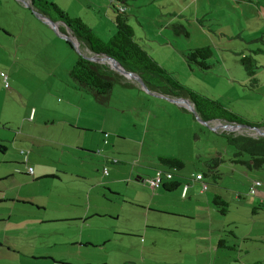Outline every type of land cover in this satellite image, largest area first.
I'll use <instances>...</instances> for the list:
<instances>
[{"label":"rangeland","instance_id":"rangeland-1","mask_svg":"<svg viewBox=\"0 0 264 264\" xmlns=\"http://www.w3.org/2000/svg\"><path fill=\"white\" fill-rule=\"evenodd\" d=\"M48 1L70 16L83 19L101 38L110 39L108 28H113L115 15L111 3L117 0ZM151 1L127 0L129 13L133 15L130 23L136 28L137 37L144 35L138 19L166 44L165 47L160 45L158 38L154 42L140 40L139 44L154 48L163 66L186 87L216 99L249 120H263L264 0H177L182 9L189 4L194 7H188L189 39L175 37L169 29L161 34L160 24L170 13L178 11L176 0ZM19 2H0V73L7 76V82L0 77V138L8 149L5 155L0 153V176L9 171L14 175L8 184L13 188L12 197H17L21 191L17 187L19 181L32 180L29 167L49 169L47 173L58 176L62 183L45 178L35 185L37 203L46 207V212L35 220L30 218L25 226L24 223L13 224L15 228H26L22 246L28 249L21 247L25 259L19 257L22 260L9 264H62L54 263L53 258L56 262L68 261L65 264H121L127 257H140V250L130 252L132 248L128 250L123 245L132 240L118 234L122 231L140 233L146 239L142 231L149 212V227L176 228L179 232L176 237L188 245L191 253L197 252V247L204 242L200 230L208 223L216 230H223L220 237L226 239L225 245L232 241L231 232L238 236L248 233L252 237H264V207L254 210L255 196L250 194L252 185L246 177L249 171L242 165L232 166L235 149L222 132L255 138L260 137L258 134L242 128L230 132L220 127L215 131L210 127L226 122H211L207 127L186 105L170 102L162 94L120 84L114 87L107 106L98 105L89 95L77 92L87 98L86 108L66 111L63 105L69 103L70 97L64 96L65 91L54 89L51 81L70 80L69 72L81 54L69 44L66 46V41L59 38L51 25L41 21L32 7L25 9ZM136 5L143 8L139 10ZM193 9L200 20H207L204 21L205 31L196 24ZM259 38L262 40L253 42ZM73 40L77 42L74 37ZM203 46L213 51L209 61L212 69L208 71L195 64L190 67L185 57L189 50ZM86 55L96 56L91 52ZM245 56L251 57L257 67L255 84L242 65ZM104 65L110 68L108 62ZM35 111L38 112L36 124L26 122L28 115ZM47 117L58 124H44L42 119ZM161 156L178 157L185 166L174 172L181 186L174 193L157 191L165 195L153 202V191L144 182H137L138 175L129 179V172L115 174L116 170L127 166L130 170L135 167L136 171L139 166L149 172L152 170L153 174ZM218 157L224 162L218 169L220 179L216 184L209 174L208 164ZM113 160L121 164L112 165ZM105 167L111 176L103 175ZM202 174L207 175L204 182L209 189L203 193L201 181L191 184ZM149 178L144 176L147 181ZM187 183L191 186L187 200L196 198L192 202L181 198L182 187ZM26 189H22V197L28 194ZM217 194L229 205L225 215L212 205ZM206 198H210V207L218 221L209 219ZM156 209L188 212L193 216H171ZM85 214L89 215L85 220L52 222L55 218ZM254 239L258 241L246 243L251 245L248 261L257 257L264 260V242ZM81 240L94 241L93 248L78 246ZM218 252L221 264L233 263L230 255L233 257L235 251L218 247ZM166 254L164 251L157 256L164 258ZM144 257L148 262L157 260ZM189 261L207 264L205 257L198 260L196 255Z\"/></svg>","mask_w":264,"mask_h":264},{"label":"crops","instance_id":"crops-1","mask_svg":"<svg viewBox=\"0 0 264 264\" xmlns=\"http://www.w3.org/2000/svg\"><path fill=\"white\" fill-rule=\"evenodd\" d=\"M8 2L9 0H0V2ZM27 2L31 3L30 0H26ZM138 1V0H135ZM19 2V1H18ZM153 2V0L151 1ZM177 2V7H178V11H173V13H170L168 18H166L167 20H164L163 23L160 24V28H161V34L164 35V31L168 30L171 31V33L173 32L171 29V25H177V24H185L186 26L188 25V21L189 19L187 18V14H188V7H191L192 5L189 4L187 5L186 9L179 6L178 1ZM248 2H253L252 0H248ZM25 9L28 8V6H26L25 4H23V2H19ZM138 3V2H136ZM112 3H111V8H112ZM176 5V4H174ZM137 8L139 10H141L143 8L142 5H136ZM130 7V4L128 6V8ZM164 8V7H162ZM192 8H194L192 6ZM191 8V9H192ZM30 9V8H29ZM113 9V8H112ZM31 10V9H30ZM32 11V10H31ZM127 13L129 14V23H130V17L133 16L129 13V9L127 10ZM192 15L194 16L195 20H196V24H198L200 26V28H202L205 31V27L206 25L204 24V21H207L206 19L200 20L199 17L197 16L196 11L193 9ZM164 16V15H163ZM137 18V16L135 17ZM41 21H44L43 19H41ZM138 25L139 27H141L143 29L144 35L141 37H137L138 32L136 30V28L130 23V25L133 27L134 32H135V38L138 41V44L140 43V40L145 41V42H150L153 41L155 38H158V42L160 45L165 47L166 43H163L159 40V38L161 36L158 35L155 36L153 34H151V32L148 30V28L144 27L142 25V23L140 22V20L137 19ZM43 23V22H42ZM57 23V28L55 29V31H57V34L59 36V38L62 39V37H68L69 38V42L72 43L73 47L72 48H76L77 51L79 52V54L83 55V56H88L86 54H89V52H91L86 45L82 44L81 42H79L77 40V38L73 35V33L61 22H56ZM113 28H108V32H109V38H111L116 32V26L114 23V17H113ZM2 27V25H0V28ZM112 29V30H110ZM202 31V32H204ZM208 31V30H207ZM107 32V33H108ZM155 33V32H154ZM173 34V33H172ZM171 34V35H172ZM174 35V34H173ZM175 37H178L176 35H174ZM73 37L75 38V40L77 42H75L73 40ZM181 38L182 37H178ZM185 39H189V38H185ZM105 40V39H104ZM168 40V39H167ZM64 41H66V46H67V40L64 39ZM141 45V44H140ZM168 45V44H167ZM142 46V45H141ZM148 53H150L153 57H155L159 63L161 65L162 62H160L159 57L157 58V53L155 51L154 48L151 47H143ZM150 48V49H149ZM87 51V52H86ZM85 53V54H84ZM92 53V52H91ZM102 64V63H100ZM104 64V63H103ZM113 70V69H112ZM56 73V71H54ZM116 72V71H115ZM3 73V72H1ZM1 73H0V77H1ZM54 73H52L53 76ZM119 74V73H118ZM122 76V75H121ZM54 77V76H53ZM123 77V81L120 83V85L124 86V87H134V88H142L138 82H136L135 80L132 79H128L124 76ZM2 78V77H1ZM4 81V78H2ZM51 85L54 89H56L57 91H65L64 92V96L67 98V96L70 97V100L68 101L69 103H65L63 105V107L65 108L66 111L71 112L74 111L76 109H78L79 111H83L86 108V99L83 96H80V94L78 93H82L83 91H79L76 88V85L74 83L73 80H65L63 83L60 82V79H55L51 81ZM75 87V89H74ZM40 89H36V91H39ZM85 93V92H83ZM87 95V94H85ZM85 103H84V102ZM37 113L35 111L34 114L30 113L28 115V120H26V122H30L32 124H36V116ZM34 115V116H33ZM1 122V121H0ZM42 122H45L44 124L49 125V124H55L57 125L58 123H56V120L53 118H49L47 117L45 120L42 119ZM217 127V126H214ZM219 129V128H218ZM217 131V129L215 130ZM3 139L0 138V145L4 146L6 149L3 152V155L6 154V152L8 151L7 147L5 145H3ZM5 142V141H4ZM163 157V156H162ZM167 157V156H166ZM6 161V159H3V162ZM116 162V163H115ZM9 163V162H6ZM13 163V162H12ZM20 164V166L22 163H18ZM121 164V161H117V160H113L112 161V165H119ZM234 165V163L232 164V166ZM30 169H28V174L29 176L32 177V180H26V181H19V184L17 185L18 188L21 189L19 195L17 197H12L10 195L11 190L13 189L9 184V180L10 177L14 176L13 174H9L11 173L10 171L7 173H3L2 176H0V186H4V188H0V264H9L10 261H20L22 259H19V257H22L23 259L26 258V255H24V252L22 251L21 247H24L25 249H28V247L22 246V239L25 237V232H26V228L24 227L25 224L28 222L27 220H30V218L32 220H35L38 218V216L40 215V213L42 212H46V207H41L39 202L37 203V196H36V188L35 185L38 184V182H40L42 179L45 178H49L48 176H55L53 175H49L51 173H47V171H49V169L46 171L45 168H38L37 166L32 168L29 167ZM137 170H135V167L130 170L131 168L127 167H123L120 168L119 170H116L115 174H125L126 172H129V174L127 175L129 177V179H133L135 175H138V179L137 182L147 184L150 188V180L155 176V174L157 173V171H164L166 169H164L161 165L157 166L154 169V173L152 174V170L149 172L147 170H144L142 168H139V166H136ZM107 169V168H106ZM31 170V171H30ZM108 170V169H107ZM167 171V170H166ZM249 174L246 175V177L248 178V180L250 181V184L252 185V183L254 181H260L262 182V186L259 188V191L257 192L255 196V200H254V205L253 208L254 210H259L261 208L264 207V169L260 170V171H249ZM149 174V175H148ZM23 177H27L25 174H22ZM45 175V176H44ZM104 175V174H103ZM105 176V175H104ZM107 176H111V172L110 170L108 171V175ZM144 176H150L149 181H147L146 179H144ZM50 177V178H52ZM28 178V177H27ZM56 181H59L62 183L61 178H59L58 176H55V178H53ZM52 179V180H53ZM21 180V179H19ZM195 180V179H194ZM192 180L193 182L191 183L193 186V183H198L201 181L202 186L204 185V181L205 179L202 180ZM171 183H177V187L173 190H166L164 189V186H169ZM181 186V183L179 180H176L175 177H173V179L165 181L161 187H159L158 189H153L151 188V190L153 191V199L152 202L159 197H162L165 194H158L157 191L159 192L160 190H164L166 192H173L176 191L179 187ZM23 188H27L26 190L28 191V194L23 195L24 197H22V189ZM110 189H112L109 186ZM187 188L186 193H184V189ZM190 188L191 186L189 185V183L183 185L182 187V191H181V198L184 200V202L188 201V202H192L193 199L192 197H190L189 200H187L188 198V194L190 193ZM209 189H207L206 191H208ZM205 191V192H206ZM118 193H120V191H117ZM204 191L202 190V193ZM219 196V194H217ZM205 202L209 205L208 206V216L209 219L211 218L213 221H218L217 218H215L214 213L212 212V208L210 207L211 202H210V198H206ZM32 205H30V204ZM213 205V202H212ZM213 207H215L213 205ZM166 212L167 214L171 215V216H186V217H191L193 216L192 213H179L177 211H164L163 209H156V212ZM174 214V215H173ZM89 218V215L85 214L84 216H69V217H63V218H55L52 219V222H57L59 220H85ZM150 219V212L147 214V222L145 224L146 228H144L143 235L146 236V239H144L142 236H140V233H131V232H123L121 234H118L120 236H125L128 237V239H131L132 242H126L125 244H123L125 247L128 248V250H130V248H132L130 250V252H132V250H140L138 252L139 255H141L140 257H135V256H130L126 258V261H123L121 264H194L192 261L190 262V260H192V257H194L195 255L198 257L199 259H202V257H205V260L207 261V264H221L220 261L218 260L219 256H220V252H218V247H219V242L220 240L224 239L223 237L221 238L220 236H223V230L222 229H215V227L213 226V224L208 223V225L200 230V234L202 236V240H204V242H202V245L198 248L197 252L191 253L188 252L189 248L188 245L181 240V238H177L176 236L179 234V232L177 231L176 228L171 229L170 227H156V226H152L149 227L148 224V220ZM21 223H24V226H22V228H15V226H13V224L19 226ZM30 225V224H27ZM12 226V229H11ZM264 227V226H263ZM264 230V229H263ZM217 231V232H215ZM220 231H221V235H220ZM163 236H168L170 238H162ZM231 236H232V241L230 244H227L226 246L229 249V251L233 250L235 251V255L232 257L230 255V257L232 258V264H235V262H239L240 264H264V260L261 259V257H257L258 259H254L252 261H248L247 256L250 254V248L251 245L246 244L247 242H251V241H258L257 239L254 238H260L259 242H264V237H252L250 235H248V233L246 235L243 236H238L237 233L235 234V232H231ZM264 236V235H263ZM218 240L216 244L215 240ZM221 238V239H220ZM165 240V241H164ZM226 240V239H225ZM94 242L92 240L90 241H79L78 245L80 247H83L84 249H89V248H93L91 243ZM164 242V243H163ZM140 245V246H139ZM248 245V246H246ZM217 247V248H216ZM214 248H216V252L214 254ZM221 248V247H219ZM164 251L167 252V254L165 255L164 258L162 257H158L157 253L161 254ZM206 252L208 253L209 256H207ZM131 254V253H130ZM206 254V255H205ZM150 255V256H149ZM150 257V258H156V256L158 258H156L157 260L154 261H150L148 262L145 257ZM125 258V257H124ZM130 259V261H128ZM36 260V259H33ZM56 259H52L51 261H53L54 263H68V261L66 260H61V261H55ZM263 260V261H261ZM50 262V260H49ZM196 264H200L199 261H197Z\"/></svg>","mask_w":264,"mask_h":264},{"label":"trees","instance_id":"trees-1","mask_svg":"<svg viewBox=\"0 0 264 264\" xmlns=\"http://www.w3.org/2000/svg\"><path fill=\"white\" fill-rule=\"evenodd\" d=\"M30 1L32 8L42 15L48 17L53 22L63 23L77 40L86 45L93 54L110 57L118 62L126 71L138 74L151 92H156V94H162L170 98L189 100L194 106L196 113L201 117V121H222L264 129V119L261 121L249 120L241 114L228 109L216 99H212L183 85L173 72L161 65L155 57L138 44L134 29L129 23V14L127 13L129 4L127 0H117L112 5L115 14L114 23L117 30L108 40L101 38L83 19L78 16H70L57 4L48 0ZM116 2L120 5L115 6ZM171 29L172 33L178 37H190V32L185 24L171 25ZM259 40H262V38L254 39L253 42H258ZM67 44L73 47L71 42L68 41ZM185 57L190 67L195 64L203 71L212 69L209 61L213 57V51L209 46L195 47L193 50H189ZM77 61L69 72L76 88L89 95L96 104L107 106L114 87L123 81V77L109 68V66L91 62L83 55H80ZM242 65L246 71V75L251 78L252 83H257V79L255 78L257 67L253 65L252 58L249 56L243 57ZM222 135L228 144L235 149L234 157L231 160L232 163L242 165L248 171H260L264 169V137L255 138L248 135H234L233 133L228 134L224 132H222ZM5 149L4 146L0 145V152L5 151ZM158 160L160 165L167 169V171H162L171 173L172 178L175 176V171H181L185 166L182 159L174 156H161ZM223 162V159L218 157L211 160L208 164L209 174L216 184H218L217 180L220 179L218 169ZM105 170H107L106 167L103 168L104 175ZM201 176L203 177L202 179H205L207 175L202 174ZM177 185V183H171L168 187L164 186V189L171 191ZM204 185L206 189L203 187L202 190L205 192L208 189V183L204 182ZM213 205L221 215H225L228 212L229 205L221 196H214ZM225 244V239H222L219 242V247L231 249ZM235 264L240 263L235 262Z\"/></svg>","mask_w":264,"mask_h":264},{"label":"water","instance_id":"water-1","mask_svg":"<svg viewBox=\"0 0 264 264\" xmlns=\"http://www.w3.org/2000/svg\"><path fill=\"white\" fill-rule=\"evenodd\" d=\"M20 2H24L26 3L27 6L32 7L31 4L29 2H27L26 0H18ZM34 12L41 18L43 19L46 23H48L49 25L52 26L53 29L57 28V23L53 22L52 20H50L48 17L42 15L40 12H38L37 10L33 9ZM63 39L69 41V38L66 37H62ZM96 55V54H95ZM87 60H90L91 62H95V63H104V62H108L110 65V68L113 69L114 71H116L117 73L121 74L122 76L128 78V79H132L135 80L136 82L139 83V85L142 87L143 90H146L149 93H153L150 90H148L147 86L145 85V83L143 82V80L138 76V74H134L131 72L126 71L118 62H116L114 59L107 57V56H102V55H96L93 57H88V56H84ZM156 93V92H155ZM154 94V93H153ZM167 99L170 100V102H174L180 105H186L188 106V108L196 115V117H198V120L200 122H202L205 126H209L210 127V123L211 122H204L201 121V117H199V115L196 113L194 106L190 104L189 100H185L184 98H170V97H166ZM222 127L223 130L225 131H230V132H235L238 131L239 129H247L250 131H254L256 134H258L261 137H264V129L262 128H258V127H252L249 125H237V124H231L226 122L224 125L222 126H217V127H210L213 130H216L218 128Z\"/></svg>","mask_w":264,"mask_h":264},{"label":"built area","instance_id":"built-area-1","mask_svg":"<svg viewBox=\"0 0 264 264\" xmlns=\"http://www.w3.org/2000/svg\"><path fill=\"white\" fill-rule=\"evenodd\" d=\"M1 77L4 78V80L7 82V76H5L3 73H1ZM7 86V84H6ZM116 163V162H115ZM31 171V170H30ZM105 175L108 174L107 170H105ZM198 178H196V180H202V176L201 175H197ZM172 175L171 173H165L163 171H157V173L155 174V176L150 180L149 184L151 186V188L153 189H158L159 187H161V185L168 180H171ZM262 186V182L260 181H254L252 183L251 189H250V194L251 195H256L257 192L259 191V188ZM204 189H206V186L203 185ZM187 188L184 189V193H186Z\"/></svg>","mask_w":264,"mask_h":264},{"label":"bare ground","instance_id":"bare-ground-1","mask_svg":"<svg viewBox=\"0 0 264 264\" xmlns=\"http://www.w3.org/2000/svg\"><path fill=\"white\" fill-rule=\"evenodd\" d=\"M105 63V62H104ZM220 126H222V125H220Z\"/></svg>","mask_w":264,"mask_h":264},{"label":"clouds","instance_id":"clouds-1","mask_svg":"<svg viewBox=\"0 0 264 264\" xmlns=\"http://www.w3.org/2000/svg\"><path fill=\"white\" fill-rule=\"evenodd\" d=\"M221 125V124H220ZM219 126V125H218ZM222 128V127H221Z\"/></svg>","mask_w":264,"mask_h":264}]
</instances>
